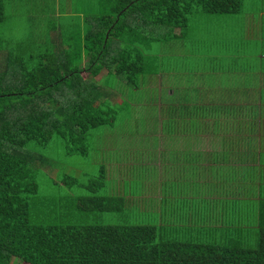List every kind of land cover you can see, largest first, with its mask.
Listing matches in <instances>:
<instances>
[{
  "label": "trees",
  "instance_id": "obj_1",
  "mask_svg": "<svg viewBox=\"0 0 264 264\" xmlns=\"http://www.w3.org/2000/svg\"><path fill=\"white\" fill-rule=\"evenodd\" d=\"M12 5L13 0H0V23ZM242 7L243 0H105L99 15L87 20L74 57L70 51L64 59L42 56L30 70L20 68L18 59L1 55L0 45V64L7 58L9 67L0 72V264H264V219L253 231L259 232L257 244L248 246L244 235L223 224L226 214L220 219L226 228L199 227L200 234L183 239L164 226L61 222L67 208L63 199L56 205L53 200L36 202V170L51 166L46 153L39 155L37 149L52 143L69 156H88L89 133L118 122L111 93L84 73L97 78L106 70V77L122 78L135 88L148 73L147 46L170 37L161 51L173 53L170 42L182 35L177 31L189 27L192 16L242 15ZM125 102L132 107L128 97ZM179 113L173 123L188 127ZM141 118L136 121L145 126ZM106 174L103 166L86 185L66 175L60 184L90 191L78 198L81 213H121L127 207L124 197L98 193L106 186ZM39 205L45 210L35 212Z\"/></svg>",
  "mask_w": 264,
  "mask_h": 264
},
{
  "label": "rangeland",
  "instance_id": "obj_2",
  "mask_svg": "<svg viewBox=\"0 0 264 264\" xmlns=\"http://www.w3.org/2000/svg\"><path fill=\"white\" fill-rule=\"evenodd\" d=\"M104 2L105 0H19V3L7 6L6 19L0 23L1 55L18 59L19 67L28 70L36 68L41 63L39 58L42 56L55 55L64 59L65 53L70 51L74 57L76 44L79 45L86 34L87 20L91 21L96 14L99 15V8ZM263 11L264 0H243L242 15L195 14L184 32L177 31L182 35L170 42L169 50L173 53L161 51L170 37L165 42L152 44L150 48L147 46V51L143 50L146 52L145 69L148 73L141 77L135 88L122 78L106 77V70L97 78L84 73L85 78L94 79V83L111 93L119 112L118 122L115 127H102L89 133L88 156H69L61 146L55 147L52 143L46 149H37L36 153L39 155L46 153L51 166L36 170L39 184L36 202L53 200L56 205L63 199L68 209L63 208L61 222L66 218L71 220V224L76 221L72 219H78L84 225L164 226L172 236L180 235L183 239H188L197 232L200 234L199 225L187 211L188 195L194 194L189 187L194 184L186 187L181 178L185 167L182 162L185 157L182 146H186L189 135L182 137L177 134L176 117L182 110L185 116L190 113L191 108L184 104L199 110L200 116H208L210 102L205 99L203 92L208 86L213 88L215 81L223 80L218 75L207 73L211 72L206 71L207 69L220 70L217 62H208L209 57L212 58L210 54L217 51L221 60L229 54L228 49H237L229 44V39L232 37V41L243 42V31H255L254 34L259 31L257 24L264 21L261 18ZM234 33L235 36H232ZM208 49H211L210 54ZM222 50L224 54H221ZM243 53L233 51L231 59L224 62L225 67L241 64ZM7 58L1 62L0 72L8 71L9 67L4 64ZM221 62L223 63L222 60ZM184 72L189 73L185 75ZM201 81L205 82L199 86ZM127 97L128 101H133L132 107L127 102L124 104ZM224 110L229 112V106L226 105ZM141 114L140 121H145V126L136 125ZM210 121L192 122L191 118L188 124L216 129L211 127L215 125H211ZM182 128L184 132L191 133L186 127ZM210 142L214 143V140ZM197 143V140L188 142L192 148ZM203 151L206 152L204 147ZM103 166L107 172L106 186L98 193L100 196L124 197L127 202L125 211L88 214L77 211L79 196L88 190L81 186L67 189L60 184L61 180L64 175L74 176L81 185H86L99 176ZM185 177L188 180L195 178L193 174ZM192 203H197V199H193ZM34 210L40 212L45 208L39 205ZM64 210L67 211L65 214ZM184 212L188 215L185 216ZM249 224L254 225L255 221ZM203 233L201 236L208 239ZM258 233H242L248 246L257 244Z\"/></svg>",
  "mask_w": 264,
  "mask_h": 264
},
{
  "label": "crops",
  "instance_id": "obj_3",
  "mask_svg": "<svg viewBox=\"0 0 264 264\" xmlns=\"http://www.w3.org/2000/svg\"><path fill=\"white\" fill-rule=\"evenodd\" d=\"M13 1L14 4L19 3V0ZM261 18L264 19V11L261 12ZM259 20L260 13L257 22ZM257 27L262 32L259 29L255 34V31L242 32L243 42L230 40L231 45L237 49H228L229 54L221 58L223 63L217 51L210 54L211 49H208V54L212 56L208 62H217L220 70H205H211L207 73L223 79H217L219 81H215L213 88L208 86L203 92L205 99L210 102L208 116H200V111L189 104H184L191 108L188 115L185 116L184 111L179 113L186 123L191 118L192 122L211 120V125H215L211 127L216 128L176 126L179 136L189 135L186 146H182L185 156L182 162L185 167L181 178L186 187L194 184L189 187L194 194L188 195L187 211L189 216L194 217L198 228L209 230L228 227L238 234H250L263 223L264 21L257 24ZM233 51L244 52L243 58L240 56L243 62L226 68L224 62L231 59ZM188 73L184 72L185 75ZM200 76L203 78V75ZM203 82L205 81H201L199 86ZM171 95L174 93L171 92ZM226 105L229 106V112L224 110ZM136 123L139 125L137 121ZM182 127H186L191 133L184 132ZM212 139L214 143L210 142ZM189 140H197L198 143L192 148L188 144ZM189 174L194 175V180L185 177ZM178 187L180 190L179 181ZM193 199H197V203H192ZM225 214L226 222L223 224L227 223L226 227L220 224V219ZM251 221H255V224L250 225Z\"/></svg>",
  "mask_w": 264,
  "mask_h": 264
}]
</instances>
